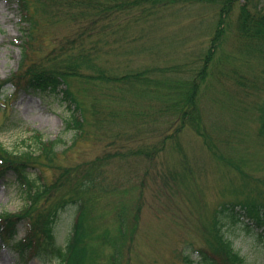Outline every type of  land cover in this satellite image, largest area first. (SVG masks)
I'll return each mask as SVG.
<instances>
[{"label": "rangeland", "instance_id": "1", "mask_svg": "<svg viewBox=\"0 0 264 264\" xmlns=\"http://www.w3.org/2000/svg\"><path fill=\"white\" fill-rule=\"evenodd\" d=\"M262 3L263 7L264 0ZM16 7L8 0H0V82L15 73L21 61L20 18ZM217 22L215 7H174L163 14L153 30L144 28V31L141 28L144 24L135 28L133 35L139 39L135 44L129 42L128 34H123L120 35L121 45L112 40V46L103 49L101 63L110 73H122L124 64L143 67L154 62L171 65L173 61L189 64L185 66L188 71L197 67L193 72H198L204 64L196 65L193 58L200 54L207 56L209 65L200 86L197 106L203 129L209 135V144L188 126L167 142L158 135L152 136V131H142L141 128H148L151 121L167 129L168 122L176 120L183 107L175 101L157 108L155 99L146 98L144 103L134 106V99L127 97L116 106V102L103 96L105 90L94 92L98 93L99 107L108 115L98 126L92 124L85 128L86 139L78 148L69 150L58 163L74 167L110 156L102 178L104 189L93 209L92 247L101 264H110L113 245L122 243L119 216L125 213L127 223L133 225L138 206L141 212L137 236L130 254V243L124 245V264L129 257V264H184L183 250L190 251L189 246H205L215 208L244 200L252 189L262 191L264 188L257 182L264 180V142L258 136L259 120L255 111L256 98H253L257 86L252 85L255 80L252 77L263 65L255 57L249 58L245 52L249 46L240 43L234 25L210 56ZM76 31V27L62 21L45 26L37 34L36 56H50L75 39ZM158 41L163 47L157 46ZM240 55L246 58L249 67H237ZM247 68L252 77L247 74ZM236 72L249 77L252 86H245L244 81L240 83L242 80ZM73 86L78 88L79 84ZM4 93L9 96L8 99L0 98V142L5 148L12 152L24 150L25 142L32 138L31 130L44 134L47 140L63 136L70 146L72 133L64 129L69 111L61 97L16 92L11 85ZM87 107H90L88 101ZM86 115L93 121L88 112ZM19 119L23 125L18 123ZM133 132H139V137L129 138ZM139 148H148L153 153L149 156L133 154ZM184 167L189 170L185 183L180 189L168 187L166 181ZM46 176L48 180L53 179L54 171L46 170ZM23 206L22 195L15 185L0 179V214L17 213ZM56 226L58 244L65 246L71 233V220L65 215ZM19 230L20 239L26 226L20 225ZM230 238L250 264H264L262 242L240 229L231 230ZM193 257L199 261L198 256ZM0 264H18L11 247L1 240ZM28 264L42 263L33 259Z\"/></svg>", "mask_w": 264, "mask_h": 264}, {"label": "trees", "instance_id": "2", "mask_svg": "<svg viewBox=\"0 0 264 264\" xmlns=\"http://www.w3.org/2000/svg\"><path fill=\"white\" fill-rule=\"evenodd\" d=\"M8 1L10 5L17 6L20 18L18 46L21 48V61L18 70L0 82V98H9L4 93L8 85L16 92L59 96L69 111V116L65 119V132L72 133L70 146L63 136L47 140L44 134L36 130H31L32 138L25 142L24 150L12 152L0 142V179L15 185L24 201L19 212L0 214V240L11 247L18 264H28L33 259H38L42 264H101L96 249L92 247L93 209L96 199L100 198L104 189L102 178L110 156L74 167L61 166L58 163L63 156H67L69 150L78 148L81 141L86 139L85 128L92 124L98 126L108 115L99 107L98 93L94 94L97 90H105L103 96L109 97L110 102H116V106L122 104L127 97L134 99V106L139 102L144 103L146 98L155 99L157 108L165 103L167 105L169 101H175L179 107H183H180L178 118L168 122L167 129L155 126V122L151 121L147 125L149 130L141 128L142 131H152V136L158 135L167 142L179 136L188 126L209 144V135L203 129L197 106L200 86L209 65L207 56L200 54L193 58L196 65L204 64L198 72H193L197 67L188 71L186 67L189 64L182 65L173 61L171 65L154 62L143 67L124 64L122 73H110L101 63L103 49L111 47L112 40L121 45L120 35L128 34L129 42L135 44L139 41L133 35L135 28L144 24L141 28L153 30L162 20L163 14L174 7L196 5L217 8L218 26L212 37L209 55H213L226 32L234 25L240 43L249 46H245L249 48L245 51L249 58L252 60L255 57L262 63L263 68L255 77L251 76L252 72L248 68L246 71L255 79L252 85L257 86L253 98H256L255 111L259 120L258 136L264 142L262 0ZM60 21L76 27L77 37L63 44L50 56L37 57L35 44L38 32L45 26ZM157 43V46L163 47L161 41ZM236 65L249 67L243 55L238 57ZM193 67L191 64V68ZM238 76L242 80L240 83L244 81L245 86L250 85L249 77L242 74ZM75 83L79 84L78 88L73 86ZM4 105L6 106L5 103ZM87 112L93 121L87 117ZM18 123L23 125L21 119ZM138 137L139 132H133L129 138ZM162 149L163 147L160 148ZM150 153L153 152L148 151V148H139L133 154L149 156ZM46 170H53L55 177L48 180ZM188 172V168L184 167L183 171L175 173L171 180L166 181V185L180 189ZM257 182L264 186V180ZM140 212L141 207L138 206L131 226L127 223L125 213L119 216L122 243L113 245L110 264H124L126 242L130 243L129 254L133 251ZM65 215L71 220V233L67 244L62 246L58 244L56 224ZM20 225L26 226L21 239L18 238ZM233 229H240L245 235L264 244V188L262 191L252 189L244 200L227 202L215 208L205 246H189L190 251L183 250L181 255L184 264H250L235 248L230 238ZM195 255L199 261L193 259Z\"/></svg>", "mask_w": 264, "mask_h": 264}]
</instances>
